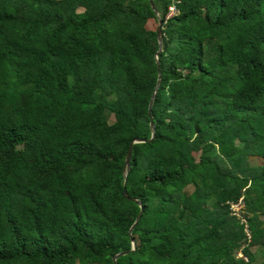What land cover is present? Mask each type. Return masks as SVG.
<instances>
[{"label":"trees","instance_id":"trees-1","mask_svg":"<svg viewBox=\"0 0 264 264\" xmlns=\"http://www.w3.org/2000/svg\"><path fill=\"white\" fill-rule=\"evenodd\" d=\"M154 3L0 0V264H257L264 0Z\"/></svg>","mask_w":264,"mask_h":264},{"label":"water","instance_id":"water-1","mask_svg":"<svg viewBox=\"0 0 264 264\" xmlns=\"http://www.w3.org/2000/svg\"><path fill=\"white\" fill-rule=\"evenodd\" d=\"M150 4H151V7L153 9V11L155 12L156 16L158 17L159 19V25H158V28H157V39H158V44H159V51L157 52L156 54V60H157V63H158V56L159 54L162 52V41H163V31H162V26H163V21L160 19V15H159V12H158V9L154 3V0H150ZM158 82H157V87L160 83V80H161V72H160V68H159V65H158ZM156 87V89H157ZM156 89H155V92L153 94V97H152V101L150 103V106H149V117H150V121H151V132H152V138L150 141H152L154 138H155V125L153 123V120H152V117H151V114H150V110H151V106H152V102H153V99L155 97V94H156ZM146 141H140V140H135L132 142V144L130 145V150L128 152V155H127V160H126V165H125V173L127 174L128 171H129V168H130V155H131V149H132V146L134 144H140V143H145ZM125 196L130 199L131 201L137 203L140 207H141V212H142V204L140 201L134 199V198H130L129 195H128V192L127 190L125 191ZM141 212L139 213V215L137 216L134 224L131 226L130 230H129V234L131 236V241H132V250L131 251H134L136 249V242H135V238L131 235L133 229L135 228V226L138 224L140 218H141ZM130 251H126V252H122V253H119L117 254L116 256L113 257V261H114V264H117L116 263V260L123 256V255H127Z\"/></svg>","mask_w":264,"mask_h":264},{"label":"built area","instance_id":"built-area-1","mask_svg":"<svg viewBox=\"0 0 264 264\" xmlns=\"http://www.w3.org/2000/svg\"><path fill=\"white\" fill-rule=\"evenodd\" d=\"M171 14H174L175 12V8L172 7L171 9ZM231 209L233 210V212L238 216V217H241L242 218V211L244 209V203L242 202V200L238 203V204H232L231 205Z\"/></svg>","mask_w":264,"mask_h":264},{"label":"rangeland","instance_id":"rangeland-1","mask_svg":"<svg viewBox=\"0 0 264 264\" xmlns=\"http://www.w3.org/2000/svg\"><path fill=\"white\" fill-rule=\"evenodd\" d=\"M253 251L255 252L257 256V264H264V249L261 247L253 248Z\"/></svg>","mask_w":264,"mask_h":264}]
</instances>
